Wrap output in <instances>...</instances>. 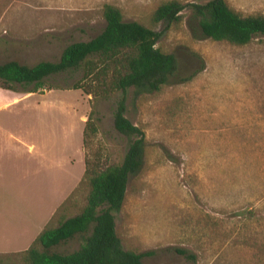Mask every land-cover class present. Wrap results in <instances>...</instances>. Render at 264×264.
Wrapping results in <instances>:
<instances>
[{"label":"rangeland","instance_id":"374dc122","mask_svg":"<svg viewBox=\"0 0 264 264\" xmlns=\"http://www.w3.org/2000/svg\"><path fill=\"white\" fill-rule=\"evenodd\" d=\"M161 1L0 0V63L57 60L65 45L103 28L105 3L119 7L123 20L158 32L155 47L175 56L179 76H191L158 91L125 93V116L143 132L145 148L141 171L114 213L115 234L124 249L152 250L145 264H264V36L243 45L195 37L188 7L176 23L153 24L150 13ZM225 2L242 16L264 14V0ZM80 77V68L49 76L30 100L2 112L22 122L41 158L0 167V264H24L30 237L56 225L62 206L65 216L79 212L88 190L85 162L103 168L127 149L129 138L112 124L121 93L94 98L72 87L91 85ZM7 87L0 80V96L29 88ZM86 118L94 131L83 141ZM59 179L73 186L40 227L55 189L68 187ZM83 236L51 249L76 250Z\"/></svg>","mask_w":264,"mask_h":264},{"label":"trees","instance_id":"16d2710c","mask_svg":"<svg viewBox=\"0 0 264 264\" xmlns=\"http://www.w3.org/2000/svg\"><path fill=\"white\" fill-rule=\"evenodd\" d=\"M184 7L190 11L187 23L195 37L243 45L253 37L264 36V14L242 16L225 0L187 4L164 0L151 11L150 22L176 23ZM101 13L103 28L88 40L65 45L55 61H38L30 66L15 60L0 63V80L5 88L17 83L29 87L25 93L44 88L49 76L80 68V79H88L91 85L74 84L73 88L80 87L94 98L121 93L112 112V124L129 138L119 163L99 168L85 162V204L72 216H65V206L61 205L56 225L42 228L23 250L24 264H145L142 258L153 252L122 248L114 231V213L122 205L128 180L141 171L145 148L143 132L125 116V93L128 89L134 94L158 91L191 75L179 76L175 56L155 47L158 32L136 21L123 20L120 8L113 4H103ZM87 131H94L89 118L82 129L83 141ZM75 234H84L76 250L61 253L51 249ZM173 250L193 259L186 249Z\"/></svg>","mask_w":264,"mask_h":264},{"label":"crops","instance_id":"0c3cea01","mask_svg":"<svg viewBox=\"0 0 264 264\" xmlns=\"http://www.w3.org/2000/svg\"><path fill=\"white\" fill-rule=\"evenodd\" d=\"M4 90L5 92L8 91L6 89ZM29 93L30 92H27L25 94L0 96V167L9 159L12 163H14L16 161L18 162L19 159L23 162L25 158H28L30 160L37 159L38 157L41 158V149L36 150V147L32 141L31 134L30 136L27 135L22 127V122H20L18 118L7 119L2 114V112H4L6 109L10 107L13 109L19 103L30 100L33 95H30ZM2 151L11 154H9L8 156H4L7 154L2 155ZM57 182L60 184H65L68 187L65 189H62V187H57L55 189L56 199L46 209L45 212H42V214L44 215V219L42 220V224L40 227H42L43 224H46V222L51 218L58 205L62 203L64 196H66L70 192L74 183L71 180H69L68 182H63L61 179H59ZM56 192L58 193V195ZM33 238L31 239L30 237L31 240L29 239V241L31 242Z\"/></svg>","mask_w":264,"mask_h":264}]
</instances>
